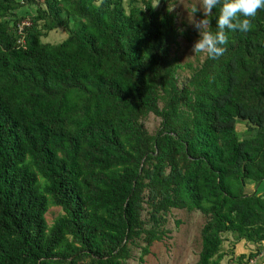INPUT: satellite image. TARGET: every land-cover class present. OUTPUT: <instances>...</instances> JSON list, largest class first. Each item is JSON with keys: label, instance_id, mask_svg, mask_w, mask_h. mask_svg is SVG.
I'll list each match as a JSON object with an SVG mask.
<instances>
[{"label": "trees", "instance_id": "trees-1", "mask_svg": "<svg viewBox=\"0 0 264 264\" xmlns=\"http://www.w3.org/2000/svg\"><path fill=\"white\" fill-rule=\"evenodd\" d=\"M153 1L0 0V264H143L172 208L205 217L192 264H220L226 234L264 255L245 190L264 183V10L180 79L183 32Z\"/></svg>", "mask_w": 264, "mask_h": 264}, {"label": "rangeland", "instance_id": "rangeland-1", "mask_svg": "<svg viewBox=\"0 0 264 264\" xmlns=\"http://www.w3.org/2000/svg\"><path fill=\"white\" fill-rule=\"evenodd\" d=\"M154 4L158 8H164L175 14L176 24L179 30L183 29V33L178 37L177 44L172 46L171 55L176 57V62L182 65L178 69L180 79L188 77L192 68L199 65L203 60V54H193L192 45L199 38L198 31L192 24L188 22L187 10L194 0H154ZM17 16L25 17L35 14V6L23 5L17 10ZM200 17V13H197ZM67 36L62 28L50 31L43 41L60 42ZM190 65V66H189ZM144 126L152 133L159 125L160 118L153 113H149L144 119ZM241 119L237 120L236 128L238 132H243L246 125ZM264 193V183L255 187L253 184H247L245 190L251 192L253 190ZM61 213L59 206L51 205L45 215L48 224ZM176 220L180 223L176 224ZM205 217L197 210L187 211L185 209L172 208L167 215L165 227L168 229V238L154 241L150 247V253L145 256L143 264H192L198 257L200 250V229L203 225ZM226 240L223 242V248L226 252L220 264H264V255L249 257V254L255 252L256 246L246 241L235 242L230 234H226ZM234 244V245H233ZM134 258L139 255L138 249H134ZM242 256L241 261L238 260ZM129 264H136V259L128 261Z\"/></svg>", "mask_w": 264, "mask_h": 264}, {"label": "clouds", "instance_id": "clouds-1", "mask_svg": "<svg viewBox=\"0 0 264 264\" xmlns=\"http://www.w3.org/2000/svg\"><path fill=\"white\" fill-rule=\"evenodd\" d=\"M218 6L219 12L215 17L217 31L213 33L210 30L213 10ZM186 10L188 22L199 33V38L192 45V53L215 60L227 51V32L247 33L253 29L254 18L259 11L264 10V0H194L190 10ZM197 13H200L199 18Z\"/></svg>", "mask_w": 264, "mask_h": 264}, {"label": "built area", "instance_id": "built-area-1", "mask_svg": "<svg viewBox=\"0 0 264 264\" xmlns=\"http://www.w3.org/2000/svg\"><path fill=\"white\" fill-rule=\"evenodd\" d=\"M24 23H26V24H29V22H28V21H25Z\"/></svg>", "mask_w": 264, "mask_h": 264}]
</instances>
